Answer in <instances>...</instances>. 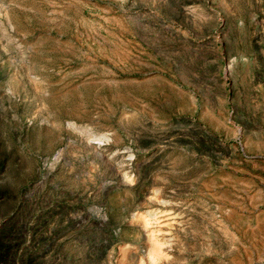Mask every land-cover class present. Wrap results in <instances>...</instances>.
Here are the masks:
<instances>
[{"label": "rangeland", "instance_id": "rangeland-1", "mask_svg": "<svg viewBox=\"0 0 264 264\" xmlns=\"http://www.w3.org/2000/svg\"><path fill=\"white\" fill-rule=\"evenodd\" d=\"M0 264H264V0H0Z\"/></svg>", "mask_w": 264, "mask_h": 264}]
</instances>
